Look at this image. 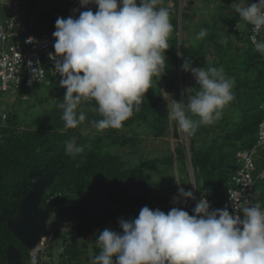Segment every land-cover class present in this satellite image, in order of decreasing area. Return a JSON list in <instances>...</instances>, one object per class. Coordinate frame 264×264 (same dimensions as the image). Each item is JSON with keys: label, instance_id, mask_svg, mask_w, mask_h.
Returning <instances> with one entry per match:
<instances>
[{"label": "clouds", "instance_id": "9594fccd", "mask_svg": "<svg viewBox=\"0 0 264 264\" xmlns=\"http://www.w3.org/2000/svg\"><path fill=\"white\" fill-rule=\"evenodd\" d=\"M80 2L82 6L94 3L98 10L83 11L78 18H57L55 55L49 53L61 77L60 87L66 89L58 105L63 110L61 119L66 129L78 128L86 119L79 106L94 100L97 107L93 111L102 118L90 121L91 126L97 131L121 130L124 122L141 110L154 77L160 78L166 71L165 52L173 32L170 11L158 7L162 0ZM232 7L253 26L255 34L264 31V0L247 6L238 2ZM206 35L207 30L201 29L197 39ZM251 39L256 51L264 55V40H257L256 35ZM182 70L191 71L198 88L187 89L183 103L171 99L168 118L177 122L187 137H193L201 125L212 126L222 118L223 109L235 100V81L222 66L193 68L186 60ZM83 151L76 137L65 141L66 155L74 158ZM178 192L194 199L190 190L179 188ZM231 200L234 214L226 208L210 211L205 198L197 202L194 215L176 207L165 214L144 206L138 218L119 221L122 234L109 229L100 233L96 243L101 251L91 264H264V209L260 204L243 206L232 196ZM50 219H55L52 211L47 229Z\"/></svg>", "mask_w": 264, "mask_h": 264}, {"label": "trees", "instance_id": "16d2710c", "mask_svg": "<svg viewBox=\"0 0 264 264\" xmlns=\"http://www.w3.org/2000/svg\"><path fill=\"white\" fill-rule=\"evenodd\" d=\"M18 2L25 12L21 17L29 26L30 32L55 30L57 18L66 19L69 10L68 4L61 0H56V7L49 12L39 7L36 0H18ZM33 18L34 20L31 22ZM239 18L238 14L236 20H239ZM172 25L173 32H177L176 22H173ZM224 25L223 38L218 32L214 38L212 37V40H209V48L213 43V49L215 50H213V65L211 67L222 66L227 77L234 79L235 86L232 91L235 94V100L229 106H231L230 109L236 108L240 111L241 119L238 124L233 125L234 128H231L230 121H225L219 127L221 136L213 138L209 145L195 146L193 140L189 146V161L196 189L199 192L210 191L217 196H220L228 188L230 179L237 170V152L249 149L255 143L257 126L261 118L258 105L262 101L264 89V55L256 51L249 43L247 29L246 32H241L235 28L233 23L229 26L226 23ZM231 36L235 37L234 44L228 41ZM259 40H264V31H261ZM242 42L244 45L246 44V47L242 46ZM178 44L183 45L184 41L174 38L171 43L174 65L177 60ZM167 63L165 61L166 67L169 65L168 60ZM200 63L202 64L203 60ZM241 66L250 67L255 73L249 78H241V76H238ZM165 74L168 77V69ZM185 77L186 74L183 75V79ZM50 78L53 80L61 77L60 75L53 77L47 74L46 80ZM34 86H39V84ZM193 88H198L197 83ZM22 91L24 90L20 89L17 92ZM154 91L155 87L148 90L141 105V110L125 121V125L129 126L135 120L145 119L146 114L144 112L147 111L153 114L152 127L157 132L154 136H162L168 123L167 112L162 109L158 113L162 95L158 91L155 93ZM3 94L0 92V95ZM186 100L187 96L184 98V101ZM1 132L0 130V134ZM175 135L176 138L181 137V133L178 132L177 128H175ZM130 136H121V142L116 141L117 138L106 139L103 135L91 137L89 145L86 144L84 151L74 158L66 155L65 152L55 154L48 152L46 149L41 150L39 146L45 145L46 140L43 136L34 133L27 135V137H32L33 141H38L36 146H32L33 151L30 153H28V147L25 145L18 146L16 141L10 144V148L5 153L4 150L1 152L2 148H0V260L5 259L8 245L14 244L21 253L22 264H27L29 250L8 232L7 222L16 220L19 204L31 188L29 180L45 177L59 166L61 168L60 173L53 184L45 188V196L41 202V207L51 209L52 213L56 211L55 204L46 205L44 198L47 194L53 195L54 193H61L60 202H69L72 196L79 197L82 193L92 191L101 192L107 203L118 207L114 216L125 214L126 211L122 206L124 204L129 205L133 213L138 216L144 206L150 208L155 194H158V201H165L167 198L162 197V195L168 193L167 189L173 185V179L168 178L155 182L152 180L151 174L145 169L154 164L171 167L173 162L176 161L181 163L186 171L188 164L184 145L180 144L175 149V159L173 155H169L165 158L148 160L142 165L125 169L115 155L104 151V149L115 143L120 145L134 144L135 140ZM185 173L187 175V172ZM21 186H23V189ZM184 190L191 191L190 188H184ZM257 197L259 204H263L264 192L259 193ZM108 219L110 217L104 220ZM55 220L66 222L62 217V212L55 215ZM87 227L85 229L72 228L76 229L81 237H92V253L95 257L101 251L96 243L98 237L93 239L92 227ZM83 231H86V233ZM85 248V242L78 246L77 243L71 241L63 252L68 263L81 264Z\"/></svg>", "mask_w": 264, "mask_h": 264}, {"label": "rangeland", "instance_id": "374dc122", "mask_svg": "<svg viewBox=\"0 0 264 264\" xmlns=\"http://www.w3.org/2000/svg\"><path fill=\"white\" fill-rule=\"evenodd\" d=\"M39 7L43 8L46 12L54 10L56 7V0H36ZM236 0H162L158 7L168 8L170 11L171 23L176 22L177 32H172L169 44L170 48L165 52L166 64L167 60L169 65L165 69L169 70L168 77L164 73L160 78L154 77L155 91L162 95L160 109L158 113L165 109L168 118V102L170 105L171 99L178 102H185L184 98L186 90L193 88L196 85V79L191 71H183L182 65L186 60H190L193 68H203L213 65V43L209 48V40L219 32L223 38V26L226 23L228 26L232 23L235 28L241 32L248 30V23L242 18L236 20L238 15L232 7ZM245 6L249 5L247 2L243 3ZM34 18L31 20L33 22ZM201 29L207 30V35L202 39H197V35ZM245 34V33H244ZM219 35V36H220ZM174 38L183 40L184 44H178L177 60L174 65L172 57L171 43ZM230 41L232 44L235 42V37L231 36ZM244 43L242 42V46ZM246 47V44L244 45ZM231 48V47H230ZM234 46L232 47V49ZM214 50V51H213ZM203 60L201 64L200 61ZM172 63V64H171ZM217 68H220L219 66ZM254 70L250 67L241 66L238 76L241 78H249L253 75ZM186 77L183 79V75ZM61 78L48 79L39 86H32L29 89H23L22 92L9 91L0 95V148L4 153L10 148V144L17 142L18 146L25 145L28 147V153L32 152V146H36L38 141H33L32 137H27L28 134H35L43 136L46 140L45 145H40L41 150H48L50 153H64L65 141L76 137L78 145L85 148L86 144L89 145L91 137L103 135L106 139H115L121 142V136H130L135 142L130 145H120L119 143L110 144L104 151L109 152L117 157L123 167L131 168L137 165H142L148 160L157 158H165L173 155L175 159V149L180 144L184 145L186 151L187 170L181 163L174 161L171 167L166 165L154 164L147 167V170L153 181H161L163 179L172 178L173 185L169 187L166 195L178 194L179 188H193L195 179L190 167V142L194 140L195 146L209 145L213 138L221 136L220 126L225 121H230L231 128L233 125L238 124L241 119V113L236 108L230 109L227 106L223 109V116L212 126L201 125L193 137H187L180 131L177 122L170 121L166 124V129L162 136H154L157 132L152 127L153 114L144 112L145 119H138L133 121L129 126L125 125L121 130L107 129L104 131H97L90 124L92 120H99L102 117L93 111L97 107L95 101H83L79 106L78 111H83L85 114V121L82 125L75 129H66L64 121L61 119L63 110L58 107L63 102L66 92L65 88L60 87ZM191 115V114H190ZM192 119L197 120L198 117L192 116ZM175 128L181 133L180 138H176ZM82 130H86V134H82ZM39 138V137H38ZM48 139L49 142H48ZM32 140V141H31ZM43 140V139H42ZM21 142V143H18ZM15 151V150H12ZM187 172V175H185ZM191 182V183H190ZM18 187V186H17ZM23 189V186H21ZM256 196L264 192V182L255 183ZM103 190V189H102ZM105 190V189H104ZM101 195V192H98ZM158 194H155L151 203L157 200ZM125 214L113 216L109 219L108 223L104 225L105 229L117 230L120 227L119 221H131L138 218L133 213L129 205H122ZM120 208V206H119ZM49 223L53 228L52 233L54 237L47 242V245L42 251L43 264H63L67 262L64 255V248L74 241L81 246L83 242L86 244L84 255L81 259V264H91L94 254L92 253L93 240L92 237L84 238L78 234L76 229L72 228L70 224L62 221L59 222L50 219ZM95 227V226H94ZM93 233V231H92ZM82 251V250H81Z\"/></svg>", "mask_w": 264, "mask_h": 264}, {"label": "built area", "instance_id": "2783aa9c", "mask_svg": "<svg viewBox=\"0 0 264 264\" xmlns=\"http://www.w3.org/2000/svg\"><path fill=\"white\" fill-rule=\"evenodd\" d=\"M68 4V17L78 18L80 13L92 10L94 13L98 6L91 3L82 6L80 0H61ZM247 2L249 5L258 3L259 0H236ZM139 4V0H137ZM24 10L20 7L18 0H0V92H15L20 89H29L34 85L43 83L47 74L55 77L59 74L55 72V61L49 59V53L55 55V37L52 31L30 32L29 26L21 17ZM259 34L253 32V26L248 24L247 38L249 43L255 48L251 37ZM31 38V42L29 39ZM35 70V71H34ZM31 81V84L29 83ZM264 85V84H263ZM260 111V121L257 126L256 140L249 149L237 152V170L231 177L229 186L220 196L204 191L202 193L191 188L194 199L178 195H167L166 201L154 200L150 209H160L167 214L173 207L187 211L189 215H194L193 209L201 198L209 201L210 211L216 209H227L230 214H234V206L231 200H239L243 206H253L259 204L255 194V183L264 181V89L262 101L258 105ZM61 200V193L47 194L44 198L46 205L55 204V215L62 212V217L66 223L73 227L85 229L92 227L95 238L105 230L104 225L117 212L118 207L107 203L106 198L97 191L82 193L79 197H73L69 202ZM248 202L247 203H245ZM263 204H260L264 209ZM243 218V213H238ZM100 222V223H98ZM95 226V227H94ZM88 228V227H87ZM53 228L48 226L46 236L42 237L38 244L33 247L28 254V264H42L43 255L47 242L53 237ZM91 231V232H92ZM122 234V229L112 230ZM86 233V231H83ZM115 261V257H113ZM63 264H69L68 261Z\"/></svg>", "mask_w": 264, "mask_h": 264}, {"label": "water", "instance_id": "95a60500", "mask_svg": "<svg viewBox=\"0 0 264 264\" xmlns=\"http://www.w3.org/2000/svg\"><path fill=\"white\" fill-rule=\"evenodd\" d=\"M60 166L47 176L31 178V188L22 198L15 221L7 222V230L25 248L32 249L47 232V220L51 211L40 207L45 188L53 184L60 173ZM0 264H2L0 262ZM5 264H22L21 253L14 244L6 250Z\"/></svg>", "mask_w": 264, "mask_h": 264}, {"label": "flooded vegetation", "instance_id": "af4514ba", "mask_svg": "<svg viewBox=\"0 0 264 264\" xmlns=\"http://www.w3.org/2000/svg\"><path fill=\"white\" fill-rule=\"evenodd\" d=\"M0 262H1L2 264H5V259H4V260L1 259Z\"/></svg>", "mask_w": 264, "mask_h": 264}]
</instances>
